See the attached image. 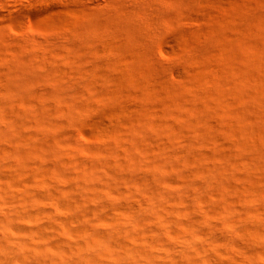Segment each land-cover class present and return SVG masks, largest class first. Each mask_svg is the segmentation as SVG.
Returning <instances> with one entry per match:
<instances>
[{
  "label": "bare ground",
  "instance_id": "bare-ground-1",
  "mask_svg": "<svg viewBox=\"0 0 264 264\" xmlns=\"http://www.w3.org/2000/svg\"><path fill=\"white\" fill-rule=\"evenodd\" d=\"M94 2L98 9L0 74V264H257L264 52L245 35L229 37L222 22L211 40L185 46L188 79L169 83L160 69L163 81L152 86L156 77L137 68L157 62L163 4ZM234 14L261 25L257 9ZM58 58L70 62L69 80ZM115 71L131 85L142 75L150 101L121 102ZM107 111L96 144L84 146L74 128Z\"/></svg>",
  "mask_w": 264,
  "mask_h": 264
},
{
  "label": "rangeland",
  "instance_id": "rangeland-1",
  "mask_svg": "<svg viewBox=\"0 0 264 264\" xmlns=\"http://www.w3.org/2000/svg\"><path fill=\"white\" fill-rule=\"evenodd\" d=\"M9 1L11 0H0V74L2 72L5 76H8L9 74L11 75V70L19 66L18 63L20 62L17 60L18 57L16 58L18 54L19 57L24 53L31 55L36 54L41 50L43 45H49L54 38L64 35L73 21H81L85 14L92 13L98 9L94 0H23L22 5L19 7H16V5L14 7L13 4L11 6V2ZM96 1L101 2L102 7H104V2L106 0ZM156 1H158L161 5L163 4L162 6L166 14L164 15L165 17L163 16L161 21V31L156 33L154 43L152 45L154 55L152 57L155 58L157 56L155 58V61L157 62H154L155 64L145 62L142 63V65H139L140 68H137H143V71L147 72L149 70L152 77H156V79H158H155L154 81V79L150 78V81L152 79L155 82L154 83L152 81L150 83H154L152 86L157 85L156 82L159 83L160 81L161 84L163 81L159 73L160 69L166 71L169 83L178 84L183 81L184 78L188 79L191 72L187 66V60L183 56L185 46L195 41L211 40V32L215 29H220L222 22H225L228 25L223 29L226 30L224 32L229 37H233L234 39L245 35L253 46H257L256 48H258L259 51L261 50V52H264V0H183L184 5L183 8L179 7L180 9H176V6L174 5L178 2L177 6H179V4L182 6V1L174 0L173 5L171 3L173 0ZM255 1L258 2V5ZM174 8L176 10H174ZM244 8H254L261 11L262 22L258 28L237 23L238 19L234 12L236 13V11ZM32 33H35L36 35ZM32 37H39L40 40H38L39 42H36L37 45L27 43ZM63 52L71 58L74 55V52L68 48H63ZM93 55L96 57L95 54ZM93 55L92 57L94 58ZM156 59H158L159 62ZM15 60L17 62L16 64L14 62ZM56 61L60 67L66 71V74L69 76L66 78L69 80L71 77L69 75V71L72 67L70 66V62L67 60L63 61L59 58ZM195 61L193 60L194 66H196V63L199 62V60ZM119 62V60L114 61L115 66H117V64L118 66L120 65L118 69L121 70V68L126 67L125 63L121 65L122 62ZM156 64L158 65L156 66ZM77 68L83 70L85 69V66L84 64H80ZM122 70L128 74L127 67ZM115 72L116 74H119L117 71ZM113 74L118 76L115 73ZM141 76L142 75L137 74V79L140 84L131 85L130 83L128 84L126 80L122 79L119 74L117 80L125 92L124 97H127L125 100L122 97L123 100L121 98V102L125 101V104L130 102L132 103V98L134 100V97L135 101L136 99L142 102L150 101L141 90V86H145V82L147 85L149 81L147 82V80ZM83 80L86 81V84L88 83V85L93 84L87 80L86 77H84ZM44 82L50 89H55L53 80L48 79ZM150 84L148 85L149 88L151 86ZM160 84H158V86ZM250 92L251 91H249V93ZM72 97L76 99L77 94H73ZM161 98H158V100L160 99V101H162L163 99ZM128 99L130 102H128ZM67 106L68 105H66L65 108H70V106ZM97 112L90 115V119L86 122V124L83 123L84 125L81 124L82 126L78 125L80 127L76 126L74 128L78 134L77 140L84 146L96 144L94 137L100 129L109 122L108 116L111 114H109L110 111H107V114H102L105 111L102 113ZM53 143L55 144V142ZM254 258L257 264L264 263V259L262 258V260L258 254H254Z\"/></svg>",
  "mask_w": 264,
  "mask_h": 264
}]
</instances>
